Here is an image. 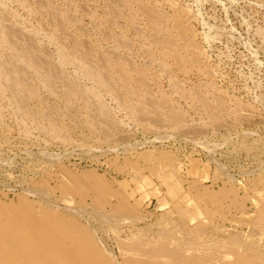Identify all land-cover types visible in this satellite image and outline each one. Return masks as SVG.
<instances>
[{"label":"rangeland","instance_id":"374dc122","mask_svg":"<svg viewBox=\"0 0 264 264\" xmlns=\"http://www.w3.org/2000/svg\"><path fill=\"white\" fill-rule=\"evenodd\" d=\"M69 174L85 196L59 189ZM99 182L135 208L122 225ZM256 193L264 0H0V201L76 216L120 258L119 239L168 227L264 253Z\"/></svg>","mask_w":264,"mask_h":264},{"label":"bare ground","instance_id":"6f19581e","mask_svg":"<svg viewBox=\"0 0 264 264\" xmlns=\"http://www.w3.org/2000/svg\"><path fill=\"white\" fill-rule=\"evenodd\" d=\"M68 178L75 186L61 184L59 189L66 194L76 193L85 196V190L79 187L81 183L79 178L72 174H69ZM95 192L96 207L103 212L110 208L109 215H106L107 217L104 215L103 220L104 218L107 221L115 220L119 225H122L121 218H118L120 213H136L135 208L127 202L125 197L112 190L106 183L99 182ZM220 198L211 197V200L220 204ZM112 199H116L120 204L115 205ZM200 199L205 201V197ZM253 200L256 205H259L257 208L264 210L262 195L256 193ZM256 216L261 220L263 214L258 212ZM136 220L138 221V219ZM133 221V218L129 220L130 223ZM118 223L114 224L118 226ZM109 224L107 222V225ZM87 225L82 224V221L78 220L76 216H68L50 207L36 206L26 198H22L18 204L0 201V264H264V253L256 250L254 245H252L253 247L243 245L248 244L247 242H235L236 239L228 237L226 241L230 243L215 241V243L209 244L210 242L207 241L199 243L194 240L185 243L181 240L179 233L169 232L171 229L168 226V230L170 229L167 230L168 232L155 231L157 234L159 233V237L142 235L137 231L138 235L134 237L133 234L134 238L131 237L130 240L119 239L120 258H115L111 255L113 252L107 253V250H103L104 248L99 246L90 225L88 227ZM148 226L150 227V225ZM112 229L111 231H113ZM116 229L117 227H115ZM188 230L194 231L191 228ZM152 231L151 229L146 230L148 233H152ZM195 238L198 237L195 236ZM186 240H190V238H186ZM222 248L223 251H221Z\"/></svg>","mask_w":264,"mask_h":264}]
</instances>
